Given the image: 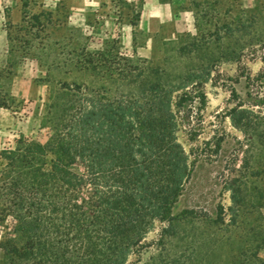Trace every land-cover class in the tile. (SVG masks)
Segmentation results:
<instances>
[{
	"label": "rangeland",
	"instance_id": "374dc122",
	"mask_svg": "<svg viewBox=\"0 0 264 264\" xmlns=\"http://www.w3.org/2000/svg\"><path fill=\"white\" fill-rule=\"evenodd\" d=\"M0 72V93L23 101L1 108L0 151L46 140L63 83L107 98L142 77L174 102L189 91L178 139L191 174L175 219L156 221L127 264H264V124L248 129L238 112H264V0H0Z\"/></svg>",
	"mask_w": 264,
	"mask_h": 264
},
{
	"label": "trees",
	"instance_id": "16d2710c",
	"mask_svg": "<svg viewBox=\"0 0 264 264\" xmlns=\"http://www.w3.org/2000/svg\"><path fill=\"white\" fill-rule=\"evenodd\" d=\"M141 80L136 93L114 98L63 83L62 100L46 104V140L20 136L1 149L3 264H127L156 221L175 219L191 174L178 131L192 98L184 90L174 102L175 90ZM16 101L0 93V109L14 111ZM239 109L248 129L264 124V112Z\"/></svg>",
	"mask_w": 264,
	"mask_h": 264
},
{
	"label": "crops",
	"instance_id": "0c3cea01",
	"mask_svg": "<svg viewBox=\"0 0 264 264\" xmlns=\"http://www.w3.org/2000/svg\"><path fill=\"white\" fill-rule=\"evenodd\" d=\"M24 96V95H23ZM3 111H6L5 109H0V116H1V114L2 113H5V112H3Z\"/></svg>",
	"mask_w": 264,
	"mask_h": 264
}]
</instances>
